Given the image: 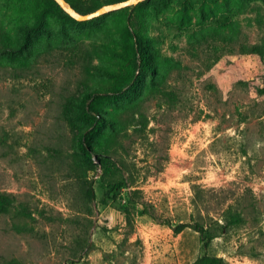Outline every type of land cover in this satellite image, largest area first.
Returning a JSON list of instances; mask_svg holds the SVG:
<instances>
[{
	"label": "rangeland",
	"instance_id": "374dc122",
	"mask_svg": "<svg viewBox=\"0 0 264 264\" xmlns=\"http://www.w3.org/2000/svg\"><path fill=\"white\" fill-rule=\"evenodd\" d=\"M65 1L82 15L111 4ZM29 2L43 0H0V194L14 199L0 264H264V54L247 53L264 50V0H142L83 22L56 3L26 39ZM94 89L107 93L90 171Z\"/></svg>",
	"mask_w": 264,
	"mask_h": 264
},
{
	"label": "trees",
	"instance_id": "16d2710c",
	"mask_svg": "<svg viewBox=\"0 0 264 264\" xmlns=\"http://www.w3.org/2000/svg\"><path fill=\"white\" fill-rule=\"evenodd\" d=\"M124 0H111V4H115ZM225 1V0H223ZM30 8L31 11L34 12L36 17L38 18L39 23H33V25L29 28H23L22 31L23 36L28 39L30 36L37 34L38 31L42 30V27L45 25V20L47 16L51 12H62V10L58 7L54 0H43V3L38 5V3L29 2L26 6ZM69 17V16H68ZM70 18V17H69ZM71 19V18H70ZM72 20V19H71ZM133 52H134V66L135 68H142L147 63V55L145 53V45L143 44L141 38L137 35L133 36ZM248 54L254 55H263L264 50L260 46H253L247 49ZM98 90V91H97ZM113 89L111 90V92ZM102 93H107L106 91H100L99 89H94L91 91H87L83 94L82 97V110H81V120L88 127L87 130L81 134L79 137L80 149L86 158V164L88 166V170L95 171L97 169V165L94 163L93 157L95 155L94 151L90 149V144L95 142V139L101 134L102 128L104 126V121L102 117H99L95 112V105L99 100L102 99ZM86 198L89 202H95V192H94V181L89 180L86 182ZM123 186L121 184L114 187V191L112 193L117 194L121 192ZM114 199V197H113ZM104 200V199H102ZM111 200V199H110ZM14 199L10 195L0 194V213H5L7 208L12 205ZM107 204V201H104ZM144 205V203H141ZM127 210V209H126ZM150 217L154 220H158L161 224L166 225L171 228L175 234L182 232L185 228L191 227L193 230L200 234L202 238H208L204 236L205 230L204 228L198 224H185L180 223L177 225H173L169 219H157V217L153 214H150ZM193 264H226L222 258L215 256L204 255L198 258Z\"/></svg>",
	"mask_w": 264,
	"mask_h": 264
},
{
	"label": "water",
	"instance_id": "95a60500",
	"mask_svg": "<svg viewBox=\"0 0 264 264\" xmlns=\"http://www.w3.org/2000/svg\"><path fill=\"white\" fill-rule=\"evenodd\" d=\"M69 16H71L73 19L83 22V21H87L90 19H93L97 16H99L100 14L104 13V12H112V11H116L122 8H125L127 6H134L136 4H138L139 2H141L142 0H124L115 4H110V5H106L100 9H98L97 11L93 12V13H89V14H78L76 11H74L65 0H54Z\"/></svg>",
	"mask_w": 264,
	"mask_h": 264
}]
</instances>
